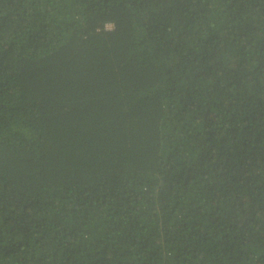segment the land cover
I'll return each instance as SVG.
<instances>
[{"label": "trees", "instance_id": "obj_1", "mask_svg": "<svg viewBox=\"0 0 264 264\" xmlns=\"http://www.w3.org/2000/svg\"><path fill=\"white\" fill-rule=\"evenodd\" d=\"M0 264H264V0H0Z\"/></svg>", "mask_w": 264, "mask_h": 264}]
</instances>
